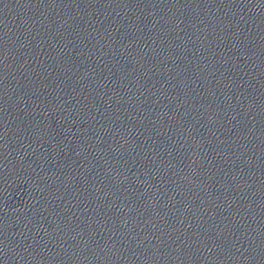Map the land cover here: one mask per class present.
I'll return each mask as SVG.
<instances>
[{
	"label": "water",
	"instance_id": "water-1",
	"mask_svg": "<svg viewBox=\"0 0 264 264\" xmlns=\"http://www.w3.org/2000/svg\"><path fill=\"white\" fill-rule=\"evenodd\" d=\"M0 264H77L0 90Z\"/></svg>",
	"mask_w": 264,
	"mask_h": 264
}]
</instances>
